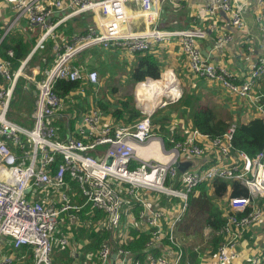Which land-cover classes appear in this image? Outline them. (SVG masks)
<instances>
[{
  "label": "built area",
  "instance_id": "built-area-1",
  "mask_svg": "<svg viewBox=\"0 0 264 264\" xmlns=\"http://www.w3.org/2000/svg\"><path fill=\"white\" fill-rule=\"evenodd\" d=\"M127 1L0 0V44L5 36L12 31H21L25 24L40 29L35 44L15 70L11 71L9 62L0 58L3 79L0 85V264L22 260V247L32 250L30 264H52V233L57 227L58 216L78 209L64 194L68 183L65 174L78 184L86 203L104 213L103 225L113 235L125 230L122 209L128 211L130 219L134 220L131 209L138 205L141 207L138 219L149 230L147 248L166 240L170 249H177L170 257L165 254L168 249L164 246L161 255L151 256L142 263L120 245L105 244L98 251L100 264H108L113 253L116 257L112 264H180L183 252L175 244L172 234L185 217L190 196L198 195L199 187L215 179L235 181L247 192L245 196L226 197L223 207L227 212L225 222L217 232L222 239L214 254L217 264H234L236 247L244 232L264 221V204L259 203L264 199V148L254 156L234 150L235 124L212 139L182 124L180 131L186 135L184 141L170 148H165L161 137L152 132V115L176 102L181 96L180 88L166 102L161 100L156 108L148 111L143 110L142 101L135 99L136 104H141L138 109L141 117L132 124H116L96 106L87 104L74 124L70 128L67 126L74 115L62 112L64 104L52 90L54 81L87 78L92 87L98 81L96 70H85L74 64L78 54L94 47L102 50L117 47L131 54L151 53L159 43H176L195 76L246 100L264 119V89L257 86L259 79L264 77V28L261 31V53L248 66L243 80L236 83L230 80L224 62H212L201 53L197 42L206 37L204 29L165 30L154 25L132 31L129 27L131 13L125 9ZM163 1L136 0L139 3L136 14L152 25L159 17ZM204 1L202 10L211 28L216 27L218 13H223L232 28L246 30L245 14L249 0ZM256 2V19L264 20V0ZM82 11L94 15V27L66 40L57 32L58 27ZM230 41L229 35L218 38L219 44ZM47 42H52V64L44 70L36 63L30 73L27 72L33 58L45 49ZM6 53L12 56L11 50ZM20 78H24L30 92H35L29 126L17 124L9 118L14 90ZM74 95L87 98L83 89H77ZM58 116H63L66 123L62 133L54 124ZM57 156L61 161L56 172L50 175V166ZM109 158L111 161L107 164ZM198 158L203 161L192 165L191 161ZM185 162L190 165L180 172L176 163ZM50 191H57L58 208L50 204L48 198L41 200V194ZM130 197L135 201L132 205ZM70 218L74 220V215ZM66 244L65 237L58 240V245ZM263 260L264 254L254 257L248 264H262Z\"/></svg>",
  "mask_w": 264,
  "mask_h": 264
},
{
  "label": "trees",
  "instance_id": "trees-1",
  "mask_svg": "<svg viewBox=\"0 0 264 264\" xmlns=\"http://www.w3.org/2000/svg\"><path fill=\"white\" fill-rule=\"evenodd\" d=\"M165 15L168 18H172L169 17L171 15ZM62 28V37L66 38L64 33L67 32L70 28L67 29L68 27L66 26ZM26 29L31 28H28V26H26L21 31H12L7 36H5L0 44V58L9 62L11 71L15 70L18 67L19 61L29 53L30 49L33 47L37 40V34L29 38L25 37V33L29 35V33L25 31ZM72 36L66 38V40H69ZM49 46L50 49H48V46H46V50H44L47 53H52V45ZM8 50H11L12 56L7 55L6 52ZM41 53L42 52H37L32 62L37 60V63H39L41 68L45 70L52 64L53 54L51 56H48L44 61L42 60L43 56L41 55ZM102 54L103 52L101 49L92 48L84 50L82 51V53L77 55L78 62H75L74 60V64L84 66L86 57H90V66L95 64V62L100 63L101 65L103 64V75L110 69L115 72H119V66L113 64L112 66L108 67L106 65V62L100 60ZM106 61L108 62L111 60L106 59ZM162 68V61L158 56L154 54V51L151 53L135 52L132 53V66L128 71V79L130 80L132 86L138 82L144 81L145 79H147L146 82L157 84L161 81L160 74L162 72ZM228 71L230 73L229 78L231 81L238 83L239 81L243 80L244 76L241 78V80H239L238 77L235 78L231 74L229 69ZM2 83L3 79L0 76V85ZM17 84L18 85H16L14 90V95H16V92L18 91L19 94H17V96H21L20 100L24 99L28 103V109L25 112V117H22L18 114L13 116L9 114V118L17 124L25 125L23 124V121L20 120L22 118L24 120L25 118L26 120L28 119L32 111L34 96L33 93L27 89L26 84L23 81H20ZM77 89H83L86 96H91L94 99L96 87H92L87 78H84L81 81L56 79L52 87L53 92L59 97V99H61L62 103L65 105L62 112L68 116L74 115V117L69 121L70 124L67 125L69 128L71 127V124H74V121L79 116V114H81V112L87 107V104L85 105L84 100H81L79 96L74 95V92ZM191 91L195 92L194 89ZM191 91H189L186 87L182 92L180 98L176 102L169 104L168 107L166 106L162 110H157L151 117V130L154 134L161 137L165 148H170L175 144L182 143L184 141V137L186 135L181 131L179 132V125L187 124L189 129H196L201 134L207 135L211 139L222 135L231 125L229 120L225 121L216 117L213 109L209 105L201 102L200 96L195 95L194 92ZM95 106L100 111L110 115L116 124H132L141 117V112L134 107V101L131 93L125 94L122 99H119L118 102L114 104L110 101L106 102L103 99L97 98V100L95 101ZM174 119H178L180 122H174ZM54 124L58 126L59 133H62L63 129L66 127L65 119L63 118V116L58 117ZM232 148L234 150H242L249 156H254L257 152L262 150L264 148V119L257 114V116L250 121H237L235 123ZM60 161V156H57L55 161L50 166V175H53L56 172V166L60 163ZM64 178L67 182L69 181L70 183V191H77L76 184L69 180L67 174H65ZM208 185L209 186H206V184L204 183L203 186L199 187L198 196L201 192L204 193L208 190L212 191V196L209 197L210 200L208 202L207 215L203 221V226L212 230L213 235L211 241L213 248L212 253L214 255L218 244L222 239L221 236L217 234V232L224 224L227 212L223 207H215L214 204H211L212 200L214 198L222 197L225 193H229L230 195L245 196L247 192L242 186L232 180L228 181L215 179L212 180ZM206 187L210 188L207 189ZM128 199L131 205L135 203L134 199H132L131 197ZM70 201L72 203H78V209L60 213L58 219L63 218L66 215V220L71 221L70 215L72 214L77 217V221H79L78 224L75 225L71 223L67 225V222H65L61 229V233L64 234L70 232L72 234L73 242L80 244L78 250L79 252H81L80 260L82 261H85L88 255L87 260L90 264H98L99 261H97V253L99 249L104 244H113L114 246L120 245L125 250L130 251L134 259H137L144 263L151 256L161 255L162 247L170 245V243H168L166 240H163L160 245L148 249L146 243L149 241L150 235L146 230L138 227L127 226L125 230L111 237L110 231L103 225L105 219V215L103 212L92 208L90 204L86 203L85 199L82 197H76V199H74L70 195ZM259 203L264 204V199H260ZM190 206L191 204L189 202V208ZM140 208V206L136 205L131 209L134 217L137 220H139L138 212ZM121 227H123L122 222ZM55 237H58V235ZM120 242L122 243L119 244ZM53 252V255H51V261L54 264H56V259L59 262L63 260L66 264H73V262L77 259L74 253H71L68 248L60 250L59 247H53ZM20 253H22L23 255L22 260L14 264H30L32 260L31 248L22 247L20 249ZM262 263L264 264V260Z\"/></svg>",
  "mask_w": 264,
  "mask_h": 264
},
{
  "label": "crops",
  "instance_id": "crops-1",
  "mask_svg": "<svg viewBox=\"0 0 264 264\" xmlns=\"http://www.w3.org/2000/svg\"><path fill=\"white\" fill-rule=\"evenodd\" d=\"M204 3H205L204 0L179 1L180 13L179 16L176 18L173 17V12L175 11L171 12L168 9H166L167 11L165 9H161L162 6L161 4L160 5L161 11L159 12V17L157 21H155V23L152 25L151 24L148 25L147 23H145L142 16L140 17L138 16V14H136L137 10L139 9V3L136 2V0H128L126 2L125 9H127V11L129 9L128 12L131 13L129 27L130 26L132 27V31L144 30L154 25L165 30H179L188 27H197L200 29H204L206 31V37L203 40H199L197 42V46L199 47L201 53H203V55L212 62H224L227 68L230 70L231 74L235 78L238 77V79L241 80V78L244 76L245 72L247 71L248 66L254 63L258 55L261 53V31L264 28V20L258 21L256 19V13L258 10L257 2L256 0H249L248 2L246 14H245L246 30L244 31H239L235 28H232L230 26V23L228 22L227 16L223 13H218V16L215 20L216 27L211 28L209 20L205 18V14L202 10L204 7ZM165 14L171 15L169 17H173V18H168L166 17ZM82 18L83 19L82 21H80V23H78V26H75L74 22H72V24L70 23L66 24V27L67 26L70 27V29L67 28L69 30L64 33L66 38H69L70 36L78 33V28L80 27V25L84 26L83 23H86L85 17ZM26 26L27 25L25 24L23 28H25ZM165 26L167 27L171 26V27L167 28ZM62 27H65V24H62L57 29L60 34L63 31ZM36 28L39 30L38 27ZM223 35L231 36V41L225 44H219L218 38ZM49 45H52V42L47 43L46 46H48V49H50ZM94 48L101 49L99 47H94ZM102 52L103 54L101 55L100 60L103 62H106L107 59L106 56L111 52L112 54H117V55L122 53L128 54L129 61H127L126 63L127 65L130 66L129 67L130 70L132 66V54L130 52L117 47H113L109 50H102ZM154 54L158 56L162 62H164V64L162 63L163 66H165L167 62H172L174 67H171V70L179 72V76L183 78L186 82L187 79L190 80L189 76L193 79V81L196 80V83L194 84L195 88L197 87L196 89H201V91H203L206 89H210L209 88L210 86L215 87L216 91L213 92V95L211 96L213 105L212 106L209 105V106L213 109L216 117L225 121L229 120L230 124L233 123L235 124L237 121H241V122L250 121L251 119L257 116L255 109L251 107L252 105L250 106L246 100L231 95L228 91L224 90L218 84L211 83L210 81H207L202 77L195 76L189 70L187 59L185 55L179 50L178 45L176 43L167 44V45L159 43L154 50ZM86 58H87L86 61L89 62L91 61L90 57H86ZM75 62H78V58L77 59L75 58ZM163 68H170V67L166 66ZM168 71L169 70H167L166 72ZM169 73L171 76L174 75L172 74L171 71H169ZM191 83L193 84L194 82L191 81ZM192 84L190 85L192 86ZM134 85H137V83ZM96 86H98V82ZM257 86L259 87V89H264V77L259 79V81L257 82ZM79 98L85 101V105L89 104L93 106H95V101L97 100V98L95 97L96 100L92 101L93 98L91 96H87V98H83V99L79 96ZM162 99H166V98H162ZM134 103H135L134 107L136 108L135 106L136 102ZM225 111L228 112V117L223 116ZM21 116L25 117L26 113L22 112ZM108 116L111 117L110 115ZM202 161H203L202 159L198 158L193 162L191 161V164L198 165ZM206 188L209 189L210 187H206ZM207 192H211L210 196H212L211 190H208ZM225 194H228V196L230 195L229 193H225ZM126 223L128 227H138V228H142L143 230H146L147 232L149 231L148 227L144 222H142V220H137L135 218L134 220L130 219L129 222ZM183 230L184 229L182 225L176 229L177 234L175 233V235L177 236V239L179 238L180 234L184 236L185 233ZM190 232L188 233H190L191 235H193L192 233L198 234L199 242L192 243L190 239L189 241L192 243L191 245L189 242L184 241L185 237L182 238L180 242L178 240L179 242L178 246L182 249L183 252V256L180 264H217V262H215L214 260V255L212 253L213 250L212 241H211L213 235L212 230L206 227L202 230L190 231ZM186 236L189 239L190 236L189 235ZM78 245L79 243H75V242L72 243L71 246L69 245V249H70L69 251L73 253L75 251L73 247L74 246L77 247ZM166 247L168 250H166L167 252L165 254H167L170 257L174 256L177 249L173 247L170 249L169 246ZM194 247L195 249L198 250L197 252L194 251ZM236 251H237V258L235 262H233L234 264H248L250 260H252L254 257H260L262 254H264V221L254 224L250 229L244 232L242 240L236 247ZM80 256H81V252L79 254H75V257H77V259L73 262V264L79 263V262L77 263V260H80ZM55 261L56 264H65V261L63 260L59 262L56 259ZM85 261H87L88 264H90L88 260Z\"/></svg>",
  "mask_w": 264,
  "mask_h": 264
},
{
  "label": "rangeland",
  "instance_id": "rangeland-1",
  "mask_svg": "<svg viewBox=\"0 0 264 264\" xmlns=\"http://www.w3.org/2000/svg\"><path fill=\"white\" fill-rule=\"evenodd\" d=\"M164 1H163L164 3L162 2L163 4L161 6V9H165V10L169 9L170 11H175V12H173V17H175V18L178 17L179 13H180L179 1H181V0H164ZM173 1H175V2H173ZM82 17H85L86 23H83L84 26L80 25V27L78 28V33H76V35L83 34L87 30L93 28L94 25H95L96 21H95L94 15L92 13H90L88 11H82L81 14H78L75 17H71L70 19L66 20L63 24H65V26H66V24H68V23L72 24V22H74V25L78 26V23H80V21H82V19H83ZM0 27H1V25H0ZM28 28H31V29H26L25 30V31H27L29 33V35L27 33H25V37H27V38L35 36V34H37L38 31H40V29L38 30L36 28V26L35 27L28 26ZM32 28H34V29H32ZM68 28H70V27H68ZM57 32H58V30H57ZM47 43H49V42H47ZM47 43H46V45H47ZM45 50L42 51L41 55L46 60L48 56L52 55V53H47V52H45ZM106 58L111 60V61H108V62L106 61V65L108 67L112 66L113 64L119 66V72H115L112 69H110L109 71H107L103 75V70H102L103 64L101 65L100 63L95 62V64L90 66L89 65V61H86L85 64L83 63L84 64L83 67L85 68V70L91 69V70H96V72H97V75H98V81H97L98 82V86H96V90H95L96 98H98V99H102L103 98V100H105L106 102L109 100L112 103H116V102H118L119 99L123 98L124 94L131 93L134 102H135L136 98L138 99V101H140L139 97L136 94V89H135L136 85L132 86V84L130 83V80L128 79V71H129V67L130 66L127 65L126 62L129 61L128 60L129 59V55L128 54H123V53L117 55V54H112V52H111L110 54H108L106 56ZM76 59H77V57H76ZM85 60H87V58ZM36 63H37V60H35L34 62H31L27 72L30 73L31 67L34 64H36ZM162 63L164 64V62H162ZM169 63H171V64H169ZM166 66L170 67V68H162V72L160 74V77L167 70L170 71L171 67H174L172 62H167V64H165V66H163V67H166ZM172 74H174L172 77L175 79L176 82H178V86L179 87H178L177 91H179V88H180V92L182 94V92L185 90L186 87H187V89L189 91L194 89L196 93L194 91H191V92H194L195 95H199L201 102H203L204 104L210 105V106L213 105V102L211 100V96L213 95V92L216 91L215 87H213V86L211 87L210 86L209 87L210 89H206V90L201 91V89H195L194 84L196 83V80L193 81V79L190 76H189L190 80L187 79V82H186L183 78H181L179 76V72L173 71ZM20 81H23L24 83H26L24 78H20L18 80V83ZM191 81L194 82V83L192 84ZM160 82H158V84ZM189 83L192 84V86ZM150 84H152V83H150ZM170 86H169V88H170ZM23 88H24V86H23ZM18 89H19V87H18ZM21 90H22V88H21ZM134 90H135V94L136 95H134ZM17 94H19L18 91L16 92V95H14L13 102L10 105L9 114H11V116L16 115V114L21 115L22 112H26L27 109H28V103L24 99H22L23 101L20 100L21 96H17ZM155 94H156V90H153V94H152L153 98H154ZM95 95H94V99L92 101L96 100ZM162 100L164 101V99H162ZM150 102H152V101H150ZM165 102H166V99H165ZM169 104H171V103H169ZM32 105H33V103H32ZM168 105H166V106L168 107ZM64 107H65V105L63 106V108ZM162 109H164V108H161V109H158V110H162ZM223 116L224 117H228V112L225 111ZM20 119H21V117H20ZM20 121H23V124H25V125H29L30 124V121L26 120V118H25V120L22 118ZM173 121L177 122V123L180 122L178 119H174ZM231 121H233V120H231ZM231 123H233V122H231ZM179 127H180V125H179ZM178 130L180 132L181 128L178 129ZM74 183L76 184V182H74ZM76 186H77V191H70L71 186H70V183L68 181L67 189L64 190V194L67 196L68 201L71 204L78 206L79 205L78 203H76V202L72 203L70 201V195L74 199H76V197H81V195H80V190L81 189L78 186V184H76ZM210 195H211V192H204V193L201 192L199 196L196 195V194H193L192 196H190V204H191L190 208L192 210L189 208L188 211L186 212L185 217L183 218L182 222H180L176 226V228H175V230H174V232L172 234L175 244L179 245L178 243L184 237H185L184 241L189 242L191 245H192V243L199 242L198 241V234L192 233L194 235L193 236V235L190 234L191 233L190 231H198V230H202V229L206 228L205 226H203V221H204V219L206 218V215H207L208 202L210 200L209 199ZM73 196H75V197H73ZM227 196H228V194H225V195H223L220 198H214L212 200L211 204H214L215 207H218V206L219 207H224ZM46 198H48L50 204H53V205H55L58 208L59 204L57 203V200H58L57 191H50V192H46V193L41 194V200H45ZM160 198L163 201V198L162 197H160ZM125 207H127L126 204H125ZM122 210H123V223H124V227H125L127 225L126 222H129V220H130V213L128 211H125L124 209H122ZM66 218H67V216L65 215L63 218H59L58 219L57 227L54 230V232L52 233V239H53L55 248L59 247L60 249H65V248L69 249V245L71 246L72 243H74L73 242V238H72V234L70 232L62 234L61 233V229H62L63 225L65 224V222H67V225H69L71 223L77 225L79 221H77V217H75V216H74V220L71 219V221L70 220L67 221ZM181 225L183 226V229H184L183 231H184L185 234H184V236H182L180 234L179 238L177 239V236L175 235V233L177 234L176 229L179 226H181ZM104 227H106V226H104ZM188 232H190V233H188ZM110 233H111V237H112L113 234H112L111 231H110ZM57 235H58V237H55ZM186 235L190 236L189 239L187 238ZM60 236H62V237H60ZM59 237L60 238L65 237L67 239V244L64 245V246L58 245V240L60 239ZM190 239H191L192 243L189 241ZM178 240H179V242H178ZM167 246H169V245H167ZM79 247H80V244L77 247L76 246L73 247L75 249V251L73 252L74 255L80 253L79 250H78ZM52 252H53V250H52ZM53 253H51V255H53ZM51 258H52V256H51ZM86 258L88 259V255H87ZM97 259H98L97 261H99L98 264H100V260L98 258V253H97ZM77 263L78 264H88L87 261H82V260H77ZM52 264H54V263L52 262Z\"/></svg>",
  "mask_w": 264,
  "mask_h": 264
},
{
  "label": "bare ground",
  "instance_id": "bare-ground-1",
  "mask_svg": "<svg viewBox=\"0 0 264 264\" xmlns=\"http://www.w3.org/2000/svg\"><path fill=\"white\" fill-rule=\"evenodd\" d=\"M139 84L140 85H137L136 87V94L139 97V100L144 104L143 110L145 111L151 110L152 108L158 106L162 98L168 99L178 92V83H176L175 79L170 75L169 71L162 74L161 82L159 84H150L149 82H140ZM142 88H148V90H151V93L153 92V90H156V94L152 102H150L149 100L147 101L146 99H142ZM205 184L206 186H209L208 184H210V182H205Z\"/></svg>",
  "mask_w": 264,
  "mask_h": 264
},
{
  "label": "water",
  "instance_id": "water-1",
  "mask_svg": "<svg viewBox=\"0 0 264 264\" xmlns=\"http://www.w3.org/2000/svg\"><path fill=\"white\" fill-rule=\"evenodd\" d=\"M203 54V53H202ZM144 87V86H143ZM33 94H35V92L33 91L32 92ZM142 93H143V96L142 98L143 99H147L149 101H153V97H152V93H151V90H148V88H142ZM136 108L137 109H140L141 108V104L138 103L136 104ZM111 161V159L109 158L107 160V164H109ZM190 165V162H185V163H176V167L177 169L180 171V172H184L186 167ZM116 255L113 253L111 254L110 256V260L108 262V264H112L113 263V260L115 259Z\"/></svg>",
  "mask_w": 264,
  "mask_h": 264
},
{
  "label": "flooded vegetation",
  "instance_id": "flooded-vegetation-1",
  "mask_svg": "<svg viewBox=\"0 0 264 264\" xmlns=\"http://www.w3.org/2000/svg\"><path fill=\"white\" fill-rule=\"evenodd\" d=\"M75 122V121H74Z\"/></svg>",
  "mask_w": 264,
  "mask_h": 264
}]
</instances>
